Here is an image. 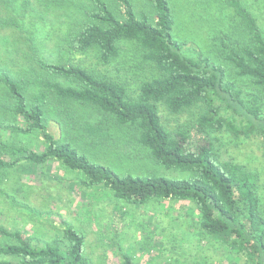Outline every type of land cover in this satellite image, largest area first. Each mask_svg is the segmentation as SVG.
<instances>
[{"label": "trees", "instance_id": "trees-1", "mask_svg": "<svg viewBox=\"0 0 264 264\" xmlns=\"http://www.w3.org/2000/svg\"><path fill=\"white\" fill-rule=\"evenodd\" d=\"M145 1L149 14L136 12L133 0H0V184L15 168L56 161L81 178L84 191L107 188L136 203L188 201L200 234L231 254V264H264V183L224 147L253 137L264 149V0H226L239 31L236 36L227 24L212 44L213 58L183 54L168 0ZM27 7L30 21L17 16ZM55 22L67 26L62 34ZM125 41L151 68L134 88L71 62L74 54L89 53L95 63L111 64ZM55 53L61 57L52 58ZM76 103L95 108L106 123L76 119ZM50 113L84 127L95 143L109 135L110 120L135 127L136 141L154 162L187 175L116 174L49 133ZM171 116L186 120L171 126ZM33 134L41 136L40 151L24 143ZM83 249L84 236L72 226L37 245L0 224V255L11 257L0 264H84ZM120 264L136 263L124 255Z\"/></svg>", "mask_w": 264, "mask_h": 264}, {"label": "rangeland", "instance_id": "rangeland-1", "mask_svg": "<svg viewBox=\"0 0 264 264\" xmlns=\"http://www.w3.org/2000/svg\"><path fill=\"white\" fill-rule=\"evenodd\" d=\"M133 3L136 12L150 13L145 0H133ZM168 3L174 17V39L182 43L180 51L188 57L207 54L213 58L212 44L221 31L227 33V24L236 28L235 35L239 31L237 19L231 16L233 8L226 0H168ZM17 16L21 20L32 19L29 7L18 9ZM37 19L35 16L33 21ZM58 27L62 34L67 26L55 22L54 30ZM134 50L132 42L125 41L119 58L111 64H97L96 58L89 53H76L71 62L87 63L134 88L149 76L151 69L146 62L140 64ZM3 56L0 44L1 62ZM51 57L59 59L61 56L55 53ZM74 112L75 118L83 123L100 125V121L104 124L107 121L88 105L76 103ZM185 120L184 116L178 121L169 117L171 126ZM113 122L110 120L105 129L109 135L96 144L84 127L75 124L72 128L69 121L62 122L55 113L49 114L46 128L55 138H68L80 152L110 166L114 172L167 178L187 175L180 169L154 162L146 148L136 141L135 127ZM23 139L35 151L43 147L40 134ZM236 140V144L225 142L226 155L259 171L264 183V149L253 137ZM223 141H227L225 137ZM80 181L78 175L52 160L13 169L0 184V224L25 232L37 245L54 241L64 228L72 226L84 236V264H120L124 255L136 264H200L202 261L231 264L234 260L217 243L200 234L194 223V209L188 201L152 198L136 203L114 196L107 188L84 191L80 189ZM0 260H11V257L0 255Z\"/></svg>", "mask_w": 264, "mask_h": 264}, {"label": "crops", "instance_id": "crops-1", "mask_svg": "<svg viewBox=\"0 0 264 264\" xmlns=\"http://www.w3.org/2000/svg\"><path fill=\"white\" fill-rule=\"evenodd\" d=\"M94 142V141H93ZM95 143V142H94ZM96 144V143H95Z\"/></svg>", "mask_w": 264, "mask_h": 264}]
</instances>
